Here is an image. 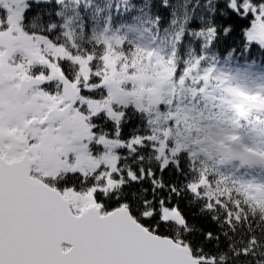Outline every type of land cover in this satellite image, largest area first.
I'll list each match as a JSON object with an SVG mask.
<instances>
[{
  "label": "rangeland",
  "instance_id": "rangeland-1",
  "mask_svg": "<svg viewBox=\"0 0 264 264\" xmlns=\"http://www.w3.org/2000/svg\"><path fill=\"white\" fill-rule=\"evenodd\" d=\"M30 1L0 0V17L7 16L9 21L0 31V38L10 39L8 50L0 44V52L11 50L6 63L8 69L16 73L12 83L0 90V152L9 160L22 154L21 148L11 144L12 135L21 138L39 135L44 138L42 145L48 142L54 146L53 152L61 145L88 143L78 139L79 124L67 115L63 121L50 118L40 123L44 106L49 103L44 99L38 102L33 99L32 111L28 110L26 116L23 112L12 117L13 105L21 93L20 69L13 66L23 65L29 74L38 64L36 60L29 63L32 53L43 56L49 65L55 64V58L63 54L61 49L70 52L72 57H80L81 62L72 58L66 60L72 62L74 79L82 81L81 87H93L85 75L91 53L74 54L65 44L24 31L21 22ZM57 1L62 4L61 27L66 42L75 46L77 39L88 37L89 41L103 46L97 64L96 57L91 54V72L88 73L94 80L98 77L107 79V87L93 91L95 95L99 92L97 102L111 95L113 99L107 101L106 107L115 109L116 113L130 105L141 108L150 123V136H139L143 138V145L146 141L152 143L160 163L165 160L176 162V156L187 151L190 163L211 174L212 182L210 178L202 177L192 184L202 188L207 196L216 197V193H228L229 189L245 191L264 208V111L253 108L249 103L251 99L239 95L243 92L264 103V64L250 60L247 50L219 58L209 50L213 35L205 30L191 34L197 39L198 49L189 45L187 57L181 58L177 47L184 34L182 26L192 18L186 12L177 15L179 27L173 25L159 30L151 20L142 24L129 20L132 0ZM246 36L248 47L251 43L264 46V20L257 16ZM199 47L202 51L198 54ZM149 52L153 55L149 56ZM179 59L184 61V67L176 75ZM229 63L233 64L232 73ZM56 74H59L58 70ZM61 81H54V88H61ZM56 93L62 94L60 89ZM75 96L79 100V93L75 92ZM33 114L35 119H30ZM239 120L243 121L242 136L236 129ZM53 124L63 127L56 133L52 131ZM232 136L236 139H230ZM88 148L97 156L104 151L94 141ZM122 149L128 154L133 152L127 146H118L112 152L120 159ZM46 168L47 164L42 161L35 173L40 177L41 170Z\"/></svg>",
  "mask_w": 264,
  "mask_h": 264
},
{
  "label": "snow or ice",
  "instance_id": "snow-or-ice-1",
  "mask_svg": "<svg viewBox=\"0 0 264 264\" xmlns=\"http://www.w3.org/2000/svg\"><path fill=\"white\" fill-rule=\"evenodd\" d=\"M218 4L220 12L214 22L218 21L221 27L215 29L213 39L222 31L225 48L232 51L233 44L227 37L236 30L233 17H248L253 21L259 16L264 20V0H250L247 8L245 0H218ZM8 24L7 16L0 17V31ZM61 52L55 58L56 63L50 66L51 76L38 72L31 77L23 65L13 67L20 69L18 75L22 81L31 80L40 85L35 95L49 102L46 105L49 112L40 118V123L50 118L63 121L67 115L79 124L78 139L88 143L58 146L48 158L46 170H41L43 174L37 178L33 177L36 170L30 166L32 157H22L14 167L0 160V264H158L151 255L166 251L163 245L170 240V237L158 239L160 234L188 223L176 202L179 197L176 185L165 184L162 179L171 162L165 160L160 164L159 188L157 172L151 168L135 163L121 166L112 149L127 146L135 151V146L143 145V138L131 135L120 138L124 113L106 107L107 101L113 99L111 95L101 102L91 95L95 88L107 87L105 77L94 80L88 74L92 55L89 54L85 75L93 87L82 88V81L72 78L70 68L64 63L68 58L81 62L80 57H72L63 49ZM10 54L11 50L0 52V72L9 68L6 60ZM31 56L29 63L32 60L48 63L43 56L35 53ZM57 70L66 83L65 92H78L79 100L72 99L65 104L63 94L46 90L44 86L51 83ZM6 74L16 75L15 72ZM239 95L257 98L243 92ZM101 113L115 126L110 135L97 133V124L90 122ZM62 127V124H53L52 131L58 133ZM32 139L37 149L44 143L39 135ZM93 141L104 149L99 156L88 148ZM175 165L179 170V161ZM188 189L199 190L196 185H188ZM205 236L211 239L212 233L209 231ZM196 248L203 251L199 245ZM201 259L202 264L215 261L214 256Z\"/></svg>",
  "mask_w": 264,
  "mask_h": 264
},
{
  "label": "trees",
  "instance_id": "trees-1",
  "mask_svg": "<svg viewBox=\"0 0 264 264\" xmlns=\"http://www.w3.org/2000/svg\"><path fill=\"white\" fill-rule=\"evenodd\" d=\"M249 2L250 0H245L246 8ZM208 4L209 7H207ZM130 6V21L142 24L143 21L151 20L156 23L159 30L173 25L176 28L179 27V22L176 19L177 15L182 12L192 15V18L182 26L184 34L177 47V54L181 58L187 57L185 54L189 45L198 49L197 39L191 36L192 33L205 30L212 32L214 36L215 29L221 27L218 21L214 22L220 12L218 0H132ZM61 11L62 4L57 0L39 1L38 3L36 0H32L24 13L22 28L28 34L43 35L53 42L65 44L74 54L76 52L91 53L96 57L95 63L97 64L103 54V46L100 43L89 41L88 37L77 39L75 43L78 45L75 46L68 40L66 42L64 30L61 27L63 22ZM253 21L248 17L240 19L233 17L232 23L236 30L227 37V40L233 44L232 51L225 48L222 31L216 36V39L212 38L209 50L220 58L247 50L250 60L254 59L264 64V46L251 43L248 47L246 32L252 26ZM125 46L128 47L127 44ZM201 51V47H199L198 54ZM127 54L129 56L130 51ZM183 62L179 59L176 75H178L179 69L184 67ZM64 63L69 67V60H64ZM96 66L94 65V67ZM93 93L92 96L99 97V92L96 95L95 92ZM121 111L124 116L120 121L122 129L120 138L129 135L150 136V123L141 108L130 105ZM93 123L97 124L99 133L110 135L115 130V126L109 122L105 115L95 117ZM151 145V142L146 141L144 145L137 147L129 154L122 149L120 164L125 167L134 163L143 164L145 168H151L157 172L156 186L159 188L161 163ZM188 155L187 151L180 152L176 156V160L179 161V170H177L175 162L170 161L168 170L162 177L165 184L176 185V191L179 193L176 202L188 223L185 226L175 227L168 233L162 232L160 235L171 237L188 245L193 255L199 259L200 264H202L201 258L204 256H214V264H264V208L245 191L229 189L228 193L225 191L216 193V197L207 196L200 187L197 193L193 190L190 191L188 185L198 183L202 177L210 178L211 174L204 173L201 167L190 163ZM210 181L212 182L211 178ZM137 191H139L138 187ZM157 195H161V193L157 192ZM209 231L212 233L211 239L205 236V233ZM196 245H199L203 251L196 248ZM209 264L212 262L210 261Z\"/></svg>",
  "mask_w": 264,
  "mask_h": 264
},
{
  "label": "flooded vegetation",
  "instance_id": "flooded-vegetation-1",
  "mask_svg": "<svg viewBox=\"0 0 264 264\" xmlns=\"http://www.w3.org/2000/svg\"><path fill=\"white\" fill-rule=\"evenodd\" d=\"M5 41V43H4ZM0 44H3L5 46V49L8 50L9 48V45H10V39L8 38H0ZM14 61H17V60H14ZM45 64V66L43 67V65ZM51 65V64H50ZM50 65L47 64V63H40L38 61V64H36L35 67H32L30 69V72H29V75L31 77H34L36 76V74L39 72V73H48L49 76L52 75V73L49 71L50 69ZM69 68L71 70V76L72 78L75 77V72H74V69L69 65ZM9 70V69H8ZM8 71L5 70L4 73L6 74ZM9 72H11V70H9ZM9 76V75H8ZM62 74L59 73V74H56L55 78H53L51 80V83H49L48 85L44 86L46 88L47 91H51V92H54L56 93L57 90H61L62 94H63V83L61 81L62 79ZM11 77V82L14 80V77L13 76H10ZM21 80V79H20ZM54 81H61V88H54V84L53 82ZM20 82V81H19ZM9 83V84H10ZM8 85V84H7ZM6 86V85H5ZM4 88V86H0V90H2ZM40 88V85L38 84H35L33 85L31 88H29L27 90V92L24 94V95H19L17 96V101L15 102V104L13 105V116L12 117H15V116H19L21 113L23 112H27L28 110L29 111H32V102H33V99H35L34 101L38 102L40 101L41 99H44L43 97H38L36 96L35 92H37ZM35 93V94H34ZM77 95H78V92H77ZM0 97L2 98V94H0ZM70 101H65V103H69ZM47 103V102H46ZM44 114L43 116L49 112V108L44 106ZM7 112H10V110H7ZM52 112L54 114H57V115H60V113L56 110V109H52ZM35 114L33 115H30V119H32ZM66 116V115H65ZM64 116V117H65ZM61 121V120H60ZM19 139H23V140H26L28 143H29V146L31 148V152H30V157L34 158V166H33V169H37L40 164L42 163V161H44L45 163L47 162L48 158L54 153L53 150H54V146L50 143H46L45 145H41V147L39 149H37L34 145V141L32 139V136L31 135H27L23 138L19 137V136H16V135H12L11 138H10V142L12 144L13 142V145H15V147H19L21 148V151L23 152L26 148V143L25 142H20L18 141ZM21 155H19L20 157ZM18 156L15 157V158H12L11 160H14V159H17L19 158ZM47 164V163H46ZM35 174V176H38L37 173H35V171L33 172ZM39 177V176H38Z\"/></svg>",
  "mask_w": 264,
  "mask_h": 264
},
{
  "label": "water",
  "instance_id": "water-1",
  "mask_svg": "<svg viewBox=\"0 0 264 264\" xmlns=\"http://www.w3.org/2000/svg\"><path fill=\"white\" fill-rule=\"evenodd\" d=\"M10 81H11L10 77H8L3 72H0V86L5 85L6 83H9ZM33 85L35 84L32 83L31 80L23 81L19 87V91L22 94H25L27 90ZM65 88H66V83L63 79V93L65 96V100L71 101L72 99H76L75 91L65 92ZM250 104L255 109L264 110V103L258 100H251ZM29 154H30V148L28 146V148L24 151V154L22 157L28 158L30 157ZM21 158L16 161L9 162L0 153V160H4L10 167H14L18 165L21 162ZM33 164H34V160L30 166L32 167ZM148 235L151 236V233H149ZM168 238L169 237L160 235L158 239L168 240ZM163 248L166 251L155 252V253H152L151 255V259L157 261L158 264H199L200 263L199 259L193 255V252L188 245L181 244L171 237H170V240H168V243L166 245H163Z\"/></svg>",
  "mask_w": 264,
  "mask_h": 264
}]
</instances>
